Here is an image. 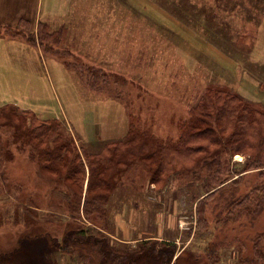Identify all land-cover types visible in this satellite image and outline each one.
<instances>
[{"label":"rangeland","instance_id":"rangeland-1","mask_svg":"<svg viewBox=\"0 0 264 264\" xmlns=\"http://www.w3.org/2000/svg\"><path fill=\"white\" fill-rule=\"evenodd\" d=\"M237 4L227 22L241 36L230 41L231 51L241 56L248 50L249 65L211 45L201 35L206 29L185 27L154 0H61L44 23L50 33L62 28L63 40L55 35L53 44H59L48 39L53 50L43 49V82L17 69L18 53L0 49V106L13 101L30 109H0V264H78L77 254L50 250L48 237L31 234L40 226L59 235L72 221L84 231L77 245L85 247L88 264H113L125 251L132 256L119 258L123 264H162L166 250H173L168 264H264V169L244 172L247 155L219 149L230 180L206 198L186 161L169 160L156 177L159 147L184 137L189 112L207 88L264 107L258 84L264 19L253 23L264 3ZM246 11L252 14L248 23L241 17ZM11 35L0 27V37ZM130 118L138 131L150 129L149 141L119 146ZM198 145L206 149L196 158L199 171L216 148L208 140ZM92 163L102 170L98 180L108 179L95 191L89 190ZM177 164L185 167L182 174H168ZM96 193L101 198L87 207Z\"/></svg>","mask_w":264,"mask_h":264},{"label":"trees","instance_id":"trees-1","mask_svg":"<svg viewBox=\"0 0 264 264\" xmlns=\"http://www.w3.org/2000/svg\"><path fill=\"white\" fill-rule=\"evenodd\" d=\"M244 3L245 1H259V0H214L213 3H210L206 0H168V1H155L161 7L166 9L169 15L175 20H179L185 27L193 29H206L205 33L201 34L208 42L218 47L225 54L231 56L234 60H240L241 62H248L249 51L247 50L245 54L241 56L235 54V51H231V47H235V44H230L232 39L240 38V34L236 27H231L227 22L232 18L235 9L239 8L237 2ZM264 3V0H262ZM264 5V4H263ZM260 12L253 19V23L258 22L261 18L264 19V6L260 7ZM243 21L248 23L252 20V14L241 13ZM21 25L28 26L29 24L26 21H19L15 26H0L4 29V32L12 34L13 38L15 37H27V41L38 44L39 47L43 50L48 48V52H51V44L56 47L59 43L53 42L57 39H53V36H58L59 40L61 39L57 31H61L62 28L56 30L53 33H50L44 24L37 25L36 33L21 31L19 27ZM38 28L40 29L38 31ZM205 34H208L205 35ZM48 39H52L50 44ZM92 74L90 77H96L97 72L91 71ZM104 79V75H101ZM258 84L260 87L264 88V69L261 76L258 78ZM13 106V104L11 105ZM15 106V105H14ZM10 107L9 105L0 107L3 108ZM17 107V106H15ZM12 108V107H11ZM252 103H247L242 100V98L235 92L232 91H218L211 88H207L205 92L199 97V103L191 109L190 119L185 123L187 127V132L180 141L176 143H170L171 145H164L159 147L158 153L160 155L159 165L156 172V177H161L163 174L161 172L164 170V165L168 164L169 160L171 162L177 161L178 163L185 162L187 167H192L189 169V177H192L195 182L201 181L204 184L203 187V196L204 198L212 195L221 189L225 183L230 180V173H228L229 168L226 162H222L221 154L219 149L221 147H229L235 153H240L242 155H247L246 160V170L244 172L256 169H264V107L255 109ZM129 131L128 136L119 146L130 147L138 140H142L144 143L149 141L148 135L150 129L144 125L141 131H138V123H135L131 118L129 120ZM227 131H231L229 136L224 137ZM208 140L210 143L215 144L216 150L209 151L208 158H204L198 164L199 171L197 168L198 154L206 153V149H203L198 145L201 141ZM196 144L197 146H192ZM61 149H67L68 146L64 145L60 147ZM143 151L142 149H139ZM244 151V153H242ZM245 151H252L254 155H249ZM102 154V153H101ZM96 159V162H103L106 164L109 160H102L103 156H100V159H97L96 156H93ZM77 159V157H76ZM93 174L92 180L89 186V190L92 189L95 191L100 186H107L108 179L99 181V177L102 175V170L100 168H95L96 164H93ZM177 167V168H175ZM168 174H182L178 172L183 170L185 167L177 164ZM205 171L204 176L201 173ZM201 172V173H200ZM186 173L185 175H187ZM72 175H76V172H73ZM78 175L81 176V173L78 172ZM196 178V179H195ZM229 178V179H228ZM106 184V185H105ZM101 198L99 193H96L94 197L91 198L90 203L87 207H91L97 198ZM89 210V209H88ZM88 213V212H87ZM75 210H73L72 216H74ZM250 216V214H248ZM89 221L92 222V219L89 218ZM94 220V219H93ZM30 222V221H29ZM33 225L36 224L31 222ZM93 223V222H92ZM73 225H67L63 232L60 231V234L53 235V228L49 227H35L39 229L38 232L31 231L37 239L40 236L44 238L48 237L50 239L49 248L50 250H61L70 254H77L78 259L76 263L78 264H88L90 259H87L85 256L87 252L84 246H78V238H83L84 231L75 226L74 221ZM43 232H39V231ZM77 234L79 236H77ZM22 238V237H21ZM25 239V237H24ZM27 240V239H26ZM105 246H108V241L104 239ZM146 242L151 247V250H154L153 243L150 241ZM141 243L142 245H145ZM173 249V246H169ZM142 248V247H141ZM20 250V247L16 249V252ZM173 250L162 251V256L165 257V260L162 264H168ZM115 254V252H113ZM117 257L114 260L113 264H123L120 262V259L127 261L126 259L130 258V252H119L116 253ZM10 258V257H8ZM93 264V262H91ZM160 264V263H158Z\"/></svg>","mask_w":264,"mask_h":264},{"label":"crops","instance_id":"crops-1","mask_svg":"<svg viewBox=\"0 0 264 264\" xmlns=\"http://www.w3.org/2000/svg\"><path fill=\"white\" fill-rule=\"evenodd\" d=\"M60 4L61 0H0V26H15L21 20L28 22L30 32L36 33L37 25L50 22L47 19L59 9ZM19 39L23 38L15 37L11 39L8 37H0V49L10 52V54L18 53L16 58L20 59V61L18 59L17 61H19L22 66H18L20 65L18 64L19 62L15 63L17 69L22 70V73L29 75V77L38 74V78L41 76L39 80L43 82L42 76L47 75L48 71V67L42 55L44 51L38 44L33 45L31 42ZM2 59L5 61L4 66H7L10 57L4 55ZM61 68L62 67L59 66L57 72L61 71ZM41 72L42 74H40ZM5 98H7L6 94ZM12 104L19 109L30 110L28 106L23 107L13 101H7L0 107ZM34 111L33 109V112Z\"/></svg>","mask_w":264,"mask_h":264},{"label":"flooded vegetation","instance_id":"flooded-vegetation-1","mask_svg":"<svg viewBox=\"0 0 264 264\" xmlns=\"http://www.w3.org/2000/svg\"><path fill=\"white\" fill-rule=\"evenodd\" d=\"M47 246L49 247L50 245L48 244Z\"/></svg>","mask_w":264,"mask_h":264}]
</instances>
